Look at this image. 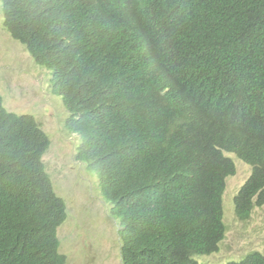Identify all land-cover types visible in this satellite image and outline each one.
Instances as JSON below:
<instances>
[{"label":"trees","instance_id":"obj_1","mask_svg":"<svg viewBox=\"0 0 264 264\" xmlns=\"http://www.w3.org/2000/svg\"><path fill=\"white\" fill-rule=\"evenodd\" d=\"M4 27L51 88L120 225L122 264H212L233 197L264 205V0H1ZM50 140L0 94V264H67ZM220 264H264L258 250Z\"/></svg>","mask_w":264,"mask_h":264},{"label":"rangeland","instance_id":"obj_2","mask_svg":"<svg viewBox=\"0 0 264 264\" xmlns=\"http://www.w3.org/2000/svg\"><path fill=\"white\" fill-rule=\"evenodd\" d=\"M51 76L5 29L0 0V94L6 109L33 115L49 137L43 161L67 209L58 228L60 251L67 264H122L119 222L111 216V204L102 195L96 173L76 157L78 135L65 127L69 111L53 93ZM227 155L235 161L236 172L227 178L223 195L226 236L218 252L200 258L212 264L238 260L254 250L264 254V205L256 206L246 221L234 213L233 197L251 167L236 155Z\"/></svg>","mask_w":264,"mask_h":264},{"label":"clouds","instance_id":"obj_3","mask_svg":"<svg viewBox=\"0 0 264 264\" xmlns=\"http://www.w3.org/2000/svg\"><path fill=\"white\" fill-rule=\"evenodd\" d=\"M43 67V66H42ZM45 68V67H44ZM3 98V97H2ZM4 103V102H3ZM8 110V109H7ZM10 111V110H9ZM229 154H233V153H229ZM226 155H227V153H226ZM235 155V154H234ZM227 156H229V155H227ZM229 157H231V156H229ZM232 158V157H231ZM233 159V158H232ZM241 160V159H240ZM234 161V160H233ZM243 162H245V161H243ZM234 163H235V161H234ZM246 163V162H245ZM248 164V163H247ZM235 166H236V164H235ZM250 166V165H249ZM251 167V166H250ZM251 173V172H250ZM245 182V181H244ZM243 182V183H244ZM239 190V189H238ZM238 192V191H237ZM235 196V195H234ZM263 206V205H262ZM256 207V206H255ZM254 207V208H255ZM253 212V211H252Z\"/></svg>","mask_w":264,"mask_h":264}]
</instances>
